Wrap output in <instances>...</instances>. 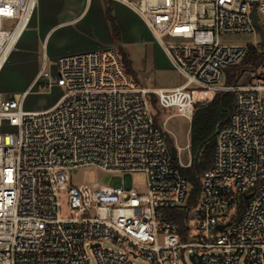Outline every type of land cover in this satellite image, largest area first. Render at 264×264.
I'll return each mask as SVG.
<instances>
[{"label":"built area","instance_id":"built-area-1","mask_svg":"<svg viewBox=\"0 0 264 264\" xmlns=\"http://www.w3.org/2000/svg\"><path fill=\"white\" fill-rule=\"evenodd\" d=\"M37 1L0 0V72ZM113 1L144 20L184 82L140 85L112 46L57 57L56 77L44 54L28 88L0 98V127L19 130L17 146L3 144L0 132V264H92L87 246L97 264H180L186 256L193 264H264V60L226 83V69L251 45L264 55L251 19L253 2L264 17V0ZM252 32L254 44L219 42L222 33ZM54 85L64 90L55 104L24 110L35 86ZM224 92L234 93V108L217 124L213 161L188 205L180 169L192 164L191 144L188 163L177 160L179 148L172 158L152 97L190 120ZM88 165L123 173L122 184L69 186V170ZM135 171L146 174L144 191L133 188ZM105 240L122 248L106 249Z\"/></svg>","mask_w":264,"mask_h":264},{"label":"rangeland","instance_id":"rangeland-1","mask_svg":"<svg viewBox=\"0 0 264 264\" xmlns=\"http://www.w3.org/2000/svg\"><path fill=\"white\" fill-rule=\"evenodd\" d=\"M85 6L86 10L76 25L65 28L59 26L49 33L47 43L50 44L51 49H59L58 47L71 49L80 45L92 48L112 46L118 52L121 49L126 54L131 61L129 74L140 85L155 88L175 87L184 82L183 76L173 67L168 55L156 41L154 34L144 20L129 7L113 0H38L24 37L32 36L33 41H37L39 53H41L43 42L40 36V22H42L43 29L46 23L64 20L70 15L78 14ZM109 6L111 7V15L120 29L119 40H114L110 22L106 17L107 7ZM257 15L263 25L264 17L260 12ZM11 27L12 23L7 24L8 29ZM36 35L38 36L37 39L35 38ZM75 37H79V39ZM257 40L258 35L256 32L222 33L219 37V42L225 45L254 44ZM164 42L168 43V40L164 39ZM51 64L52 73L56 77L55 60ZM40 65L41 59L37 63L32 55L25 57L19 52L12 51L0 72V98H6L27 88V84ZM246 76L247 72H242L240 80L245 79ZM63 93V88L58 85L51 88L35 86L26 96L23 108L29 111L46 109L55 104ZM152 111L157 116L167 140L173 143L171 146L175 145L179 148L177 160L184 164L188 163L191 157L190 150L186 148V145L190 144V127L195 113L189 120L185 116L177 114L175 109L160 110L156 103L152 106ZM0 132L3 137V144L18 145L19 130L16 126L4 123L0 127ZM131 175L133 188L139 192L144 191L147 180L145 172L135 171ZM69 177V186L94 182L116 186L122 184L124 174L104 171L96 166L88 165L69 170ZM60 201L61 216L66 218L70 215L68 194L62 193ZM102 246L115 251L122 248L109 240L103 241ZM86 252L90 262L97 264L95 254L89 246L86 247ZM135 262L137 264H149L141 258L135 259ZM180 264L193 263L186 256Z\"/></svg>","mask_w":264,"mask_h":264},{"label":"trees","instance_id":"trees-1","mask_svg":"<svg viewBox=\"0 0 264 264\" xmlns=\"http://www.w3.org/2000/svg\"><path fill=\"white\" fill-rule=\"evenodd\" d=\"M106 17L111 25L114 40L120 39V29L111 15V7H107ZM126 71L130 73L131 61L120 49L119 52ZM264 60L263 53L257 46L251 45L250 49L238 66L226 69V83L231 84L242 72L252 68H259ZM242 66V67H241ZM239 72V74H238ZM238 74V75H237ZM155 99L152 97V104ZM234 108V93L224 92L216 95L211 103L198 109L191 121L190 144L194 154L192 164L189 167L181 168V173L188 180L191 189L188 205L194 204L199 193L201 183L199 175L204 174L210 167L215 146L217 142L216 128L219 122L226 121ZM169 142V141H168ZM169 144H173L169 142Z\"/></svg>","mask_w":264,"mask_h":264},{"label":"crops","instance_id":"crops-1","mask_svg":"<svg viewBox=\"0 0 264 264\" xmlns=\"http://www.w3.org/2000/svg\"><path fill=\"white\" fill-rule=\"evenodd\" d=\"M85 10H86V6L78 14L70 15L69 17H67L64 20L61 19V20L54 21V22H48L49 24L46 23V26L43 29H42V22H40V28H41L40 36H41L42 42H43L41 53H39V49H38V46H37V41L36 40L33 41V37L32 36L24 37V33H25L26 30L24 31V33L19 38L18 43H17V47L13 51L14 52H19V53L23 54V56H25V57L29 56V55H32L35 58V61H37V63H38L40 61V59L42 61V57H43L44 54L46 55V58L49 61H54V60H56L57 57H59L61 55L97 49L98 47H93L92 48V47H85V46H82V45L74 46L71 49H62L61 47H58L59 49H51L50 44L47 43L48 35H49V33L52 30L56 29L59 26H61V27L63 26L65 28V27H69V26H72V25H76V23L79 21L80 17L83 15ZM34 25H36V24H34ZM35 38L37 39L38 36L36 35ZM75 38L79 39V37H75ZM36 73L33 75L31 80L27 84V88L33 82ZM164 87L165 88H173L172 86H164ZM27 88H25V89H27Z\"/></svg>","mask_w":264,"mask_h":264},{"label":"water","instance_id":"water-1","mask_svg":"<svg viewBox=\"0 0 264 264\" xmlns=\"http://www.w3.org/2000/svg\"><path fill=\"white\" fill-rule=\"evenodd\" d=\"M251 19H252L254 25L259 30L260 37H261V42H262V45L264 47V29H263L262 25L259 23L258 18H257L256 2H253V8H252V12H251ZM170 150H171L172 158L176 159V157H177V147L175 145H172ZM219 229H222V226H219ZM192 259H193V256H192Z\"/></svg>","mask_w":264,"mask_h":264}]
</instances>
